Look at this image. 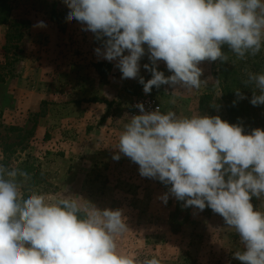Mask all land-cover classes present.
I'll list each match as a JSON object with an SVG mask.
<instances>
[{"label": "clouds", "instance_id": "1", "mask_svg": "<svg viewBox=\"0 0 264 264\" xmlns=\"http://www.w3.org/2000/svg\"><path fill=\"white\" fill-rule=\"evenodd\" d=\"M66 20L94 34L98 57L116 61L122 79L137 78L146 51L151 73L139 77L145 94L168 85L175 94L201 90L202 61L229 62L256 56L264 48V0H63ZM35 27H46L40 21ZM147 46V49L145 48ZM227 46L228 52L223 51ZM127 52V54H125ZM163 61L172 74L158 70ZM250 103L264 105V72L247 73ZM239 99L246 98L240 89ZM175 103V101H173ZM235 103V101L233 102ZM217 107V105H212ZM131 116L114 147L139 165L143 177L171 185L169 195L184 207L219 214L239 236L241 264H264V129L245 133L219 115L180 116L160 107ZM4 157L0 155V161ZM28 172L0 163V264H161L120 250L128 230L122 209H100L64 188L50 195L25 186Z\"/></svg>", "mask_w": 264, "mask_h": 264}, {"label": "rangeland", "instance_id": "2", "mask_svg": "<svg viewBox=\"0 0 264 264\" xmlns=\"http://www.w3.org/2000/svg\"><path fill=\"white\" fill-rule=\"evenodd\" d=\"M6 7L10 21L19 27L0 24V65L12 63V76L0 84V135L13 151L5 155L0 147V163L28 172L41 192L57 195L65 188L100 209H122L129 228L118 238L123 252L141 259L155 256L161 264H241L233 254L243 245L219 214L193 207L174 233L176 199H160L171 185L141 176L139 165L123 154L113 159L132 103L144 95L155 97L162 112L224 113L215 77L219 60L200 63L201 79H210L199 91L173 94L162 85L145 94L139 77L151 79L143 67L150 64L147 51L139 76L122 79L116 61L96 55L101 42L94 34L66 20L69 9L63 0H7ZM40 21L46 27H35ZM16 31L22 32V40L8 42V33ZM157 67L165 76L172 74L163 61ZM205 96L211 97L207 107L212 113L200 109ZM259 209L264 211L262 201Z\"/></svg>", "mask_w": 264, "mask_h": 264}, {"label": "trees", "instance_id": "3", "mask_svg": "<svg viewBox=\"0 0 264 264\" xmlns=\"http://www.w3.org/2000/svg\"><path fill=\"white\" fill-rule=\"evenodd\" d=\"M7 0H0V24H10V28L19 25L12 23L9 17V12L6 7ZM24 22L21 26H26ZM8 42H13L14 39L22 40L23 34L21 31L15 33H8ZM223 51L228 52L227 46H224ZM229 62L219 61V70L215 73L216 80L220 86L222 101L224 102V113L220 114L222 120L228 121L230 124L239 123L244 127L245 133H250L255 128L264 129V105L253 106L250 100L253 96V86H244L243 81L247 79V73H260L264 72V48L256 56H248L245 60H239L234 54L228 52ZM12 63L0 65V84L6 83L7 79L12 76L11 70L8 67ZM105 67V72L109 71L107 64H101ZM240 89V92L246 97L239 99L235 90ZM211 101V97L205 96L200 104L201 110H206L212 113L211 109H208L207 105ZM235 101V103H233ZM210 108V107H209ZM212 116H216L212 113ZM6 137L0 135V147L3 148L4 154H8L12 145L5 143ZM10 152H13L12 150ZM13 154V153H12ZM34 187L38 189L39 185L36 182V178L31 177V180L25 186V194H27V187ZM252 203L254 207L259 209L261 200L253 197ZM184 201L176 200L174 211L171 214V225L174 233L179 232L180 227L188 221L191 209L193 207H184ZM204 212L211 214L213 211L206 207ZM181 216H183L182 219Z\"/></svg>", "mask_w": 264, "mask_h": 264}, {"label": "built area", "instance_id": "4", "mask_svg": "<svg viewBox=\"0 0 264 264\" xmlns=\"http://www.w3.org/2000/svg\"><path fill=\"white\" fill-rule=\"evenodd\" d=\"M143 103L144 108L146 111H154L157 107H160V110L162 111L161 105L159 101L150 95H144L140 98H137L132 103V116L141 114L139 108L136 107L137 104Z\"/></svg>", "mask_w": 264, "mask_h": 264}]
</instances>
